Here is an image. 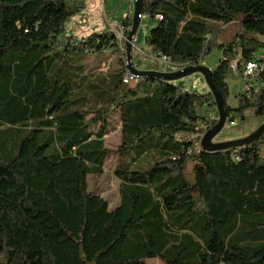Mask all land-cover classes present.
<instances>
[{"label": "trees", "instance_id": "trees-1", "mask_svg": "<svg viewBox=\"0 0 264 264\" xmlns=\"http://www.w3.org/2000/svg\"><path fill=\"white\" fill-rule=\"evenodd\" d=\"M83 7L0 0V264H264V134L201 150L190 135L216 121L212 95L157 78L123 82L122 56L110 74L88 69L87 57L123 49L111 29L61 37ZM143 14L156 21L146 45L170 63L220 50L211 70L227 122L247 109L264 117V69L236 108L226 103L233 64L240 75L264 49V0H143ZM130 23L131 9L124 34ZM234 23L233 38L220 41ZM206 101L213 119L199 115ZM114 114L119 202L109 207L87 176L102 173Z\"/></svg>", "mask_w": 264, "mask_h": 264}, {"label": "rangeland", "instance_id": "rangeland-1", "mask_svg": "<svg viewBox=\"0 0 264 264\" xmlns=\"http://www.w3.org/2000/svg\"><path fill=\"white\" fill-rule=\"evenodd\" d=\"M80 1V0H79ZM84 7L82 10L71 17H69L63 24V32L61 37L74 36L80 39L92 32L103 33L112 28H116L117 24H121L123 18L128 10H132V4L127 0H83ZM156 21L149 15H144L140 19L138 29L135 34L136 52L133 51L132 63L136 69L155 70L159 72H170L176 70V65L170 62H163L153 58L154 53L149 49L145 43V38L150 29L155 25ZM223 34L219 36L220 41L231 40L238 30L237 24H232L225 28ZM124 47V42H123ZM259 52L264 55V49ZM123 60L124 49L122 53L118 50H108L96 56H89L86 59L87 68L95 70L101 75H107L116 71L121 67L119 57ZM221 56L219 49L214 48L203 57L202 64L211 68L215 66ZM259 75V74H258ZM254 81L253 84H255ZM175 86L188 92H198L202 95L209 93V88L200 73H192L188 76L176 79L172 82ZM228 85V94L226 96V103L231 108H236L238 105V94L245 90L246 82L242 76L234 70L229 72L226 78ZM199 115L201 118L213 119L215 111L208 102H204L199 107ZM234 115V111L230 112ZM241 116H237L235 125L229 126L228 123L224 125L222 130L214 138V141H224L243 137L250 131L254 130L258 125L264 121V117L253 115L250 109H247ZM108 126L104 135L105 147L109 151L104 163L102 173L99 175H88L87 183L90 191L99 194L105 198L109 207H114L119 202V179L115 174V169L120 163V122L116 114L108 119ZM205 125V124H204ZM203 123L201 125L202 131L199 134L191 133L192 140L199 142L202 133L205 131ZM207 128V127H206ZM146 264H165L158 258H151L146 260Z\"/></svg>", "mask_w": 264, "mask_h": 264}, {"label": "water", "instance_id": "water-1", "mask_svg": "<svg viewBox=\"0 0 264 264\" xmlns=\"http://www.w3.org/2000/svg\"><path fill=\"white\" fill-rule=\"evenodd\" d=\"M142 15H144L143 0H133L130 28L127 30L124 36V56L127 63V69L130 74L136 75L138 78H157L169 82H173L176 79L188 76L192 73H200L203 76L209 88V93L213 97L217 111V119L202 133L198 142L200 149L207 152L225 151L229 149L250 146L254 141L260 138L264 134V121L243 137L224 141H214V138L227 123V113L224 109L222 93L213 81L212 70L204 64H187L181 65L180 67L179 65H176V70L170 72H159L145 69L142 70L136 69L134 67V64L132 63L133 39L135 37Z\"/></svg>", "mask_w": 264, "mask_h": 264}, {"label": "built area", "instance_id": "built-area-1", "mask_svg": "<svg viewBox=\"0 0 264 264\" xmlns=\"http://www.w3.org/2000/svg\"><path fill=\"white\" fill-rule=\"evenodd\" d=\"M130 4H132L133 0H127ZM104 2V0H103ZM144 15L141 16V18L143 17ZM161 18V17H159ZM130 28V26L128 27V29ZM127 29V30H128ZM111 30H113L116 35L118 36L119 40L121 41V46H122V49H124L123 47V42H124V32H123V29L122 27L117 24L116 25V28H112L111 27ZM136 50H139L137 49L136 45H135V38L133 39V51L136 52ZM140 51V50H139ZM153 58L155 59H158V60H161L163 62H170L169 58L164 56V55H156L154 54L153 55ZM264 58V55L262 54H259L257 56V58L251 60V61H247L244 65H243V70L241 72V76L243 78V80L246 82V85H245V91L247 92L252 84L254 83L255 79L258 77V74L260 71H262L264 69V64H260V59ZM124 62H125V65L127 64L126 61H125V58H124ZM181 65H179L180 67ZM233 67H234V71L236 72V66L235 64H233ZM127 68V66H126ZM138 77L136 75H133V74H130V72L126 71L125 75H124V78H123V82H129L131 80H135L137 79ZM229 126H233L235 125L236 121H233V122H227ZM226 123V124H227Z\"/></svg>", "mask_w": 264, "mask_h": 264}, {"label": "crops", "instance_id": "crops-1", "mask_svg": "<svg viewBox=\"0 0 264 264\" xmlns=\"http://www.w3.org/2000/svg\"><path fill=\"white\" fill-rule=\"evenodd\" d=\"M143 70V69H142Z\"/></svg>", "mask_w": 264, "mask_h": 264}]
</instances>
